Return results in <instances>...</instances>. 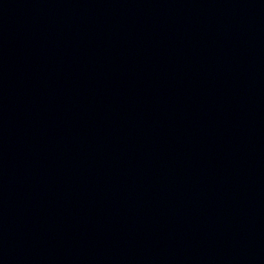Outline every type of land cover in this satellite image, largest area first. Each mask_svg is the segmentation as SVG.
Masks as SVG:
<instances>
[{"label": "water", "instance_id": "1", "mask_svg": "<svg viewBox=\"0 0 264 264\" xmlns=\"http://www.w3.org/2000/svg\"><path fill=\"white\" fill-rule=\"evenodd\" d=\"M0 264H264V0H0Z\"/></svg>", "mask_w": 264, "mask_h": 264}]
</instances>
